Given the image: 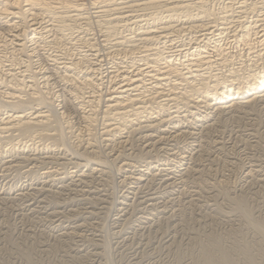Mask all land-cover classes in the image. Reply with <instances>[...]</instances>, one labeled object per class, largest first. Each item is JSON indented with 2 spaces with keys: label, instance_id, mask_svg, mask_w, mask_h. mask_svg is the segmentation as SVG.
<instances>
[{
  "label": "bare ground",
  "instance_id": "bare-ground-1",
  "mask_svg": "<svg viewBox=\"0 0 264 264\" xmlns=\"http://www.w3.org/2000/svg\"><path fill=\"white\" fill-rule=\"evenodd\" d=\"M89 2L93 9L90 14L84 12L85 4L80 3V0H0V25L4 27L0 28V53L11 51L15 56L27 53L31 58L42 54L47 65L53 67L59 83L70 88L81 119V129L78 132L70 125L65 112L55 114L57 105L54 98L57 95L50 86L49 76H43L46 82L42 89L35 87L37 82L35 83L34 75H29L28 79L31 80H26L24 71L22 75L21 72L12 74L6 90L1 88L6 81L1 78L0 110L3 111L0 116L1 160L6 161L7 157L17 158L26 163L29 173L41 160H56L59 164L66 163L69 166L63 172L66 180L78 182L87 178V174L93 176L106 172L109 163L118 164L121 171H126L132 162L128 158L125 159L124 155L123 158L120 150L128 147L129 137L134 134L142 135L145 140L142 142L146 144L143 150L149 154L157 148L164 149L163 146L170 141L182 140L186 134L193 136V132L182 130L183 122L191 120L194 123H203L214 120L227 111L247 109L264 103V0H89ZM94 18L107 38L116 37L111 41L115 47L123 51L124 58L133 59L132 63L136 61L142 63L136 68L133 66L135 69L132 71L126 66L112 72L116 73L115 76L111 75L115 80L119 81L117 78H120L115 84L118 85L119 93L113 97L103 92L102 66L98 63L95 53L82 54L80 58L70 63H60L58 55L50 53L46 48L40 50L41 48L25 44L27 41H37L47 33H52L51 39L46 41L52 47L60 46L59 48L63 47L62 50L68 51L70 50L68 45L72 48L73 45L81 44L94 52L96 43L88 34L91 29L89 21ZM142 22H145L144 25H141ZM226 23L238 24V29L233 30L231 36L234 41L228 43L236 41L241 43L244 48L240 53L233 50L229 44L223 46L217 40H214L215 42L211 40L218 31V35L223 34L221 31L223 28L218 27L219 24ZM132 25H136L138 31L135 32V37L122 36L124 31L132 29ZM182 33L193 38L194 44L201 45L196 46L195 51H184L186 48L175 49L172 47L175 39L173 40L171 34ZM137 42L140 47L142 46L137 51L135 48L124 49L125 45ZM65 51H62L64 55ZM90 58H94L95 61ZM2 62L3 58L0 56V64ZM33 87L35 89L31 90ZM26 88L31 90V99L37 97L43 102L47 99L46 111L39 109L33 111V106L31 109L27 108L22 98ZM101 106L110 114L105 116L107 121L104 127V140L108 150H111L112 158L108 164L107 160L101 158V152H98V147L96 148L91 138V132L97 128V111ZM28 110L31 111L27 112ZM169 123L174 124L172 127L174 131L166 137L167 133L163 127ZM68 133L72 135V141L67 137ZM144 151L142 152L145 153ZM178 158L179 164L185 166L188 163L187 161L184 163L185 156L181 155ZM2 164L4 165L3 162ZM162 165L164 164L151 166L147 163V168L144 167L146 170L139 169L138 172L133 170L137 173L129 174L130 176L127 175L125 178L135 184L144 183L146 178ZM188 169L185 167L180 172L186 173ZM197 171L199 173L198 169ZM59 172L48 169L41 178L50 179L59 175L61 173ZM245 174L248 179L260 175L254 168L247 169ZM230 202L232 208L234 207L243 218L245 228L252 231L258 241L256 240L254 244L247 243L242 231L240 235L243 236L239 238V235L232 247H228L222 237L211 235L201 246V250L198 249L200 254L195 264H264V225L253 221L249 209V212L247 211L248 207H245L246 203L243 205L245 201ZM105 246L108 247V244ZM104 255L106 264H111L108 251H105Z\"/></svg>",
  "mask_w": 264,
  "mask_h": 264
},
{
  "label": "rangeland",
  "instance_id": "rangeland-1",
  "mask_svg": "<svg viewBox=\"0 0 264 264\" xmlns=\"http://www.w3.org/2000/svg\"><path fill=\"white\" fill-rule=\"evenodd\" d=\"M80 3L85 4L84 12H93L89 0H80ZM91 21L88 34L96 43L94 52L81 44L73 45L72 48L66 45L70 49L68 51L62 50L60 46L52 47L46 43L52 33L25 44L40 50L46 48L50 53L58 55L60 63H70L82 54L95 53L102 66L103 92L113 97L119 93L118 85L115 84L120 78H117L119 81L115 80L112 76L116 73L114 75L112 72L126 66L132 71L142 63H132L133 59L124 58L123 51L111 41L116 37L107 38L95 18ZM1 26V29L4 28ZM131 27L122 36L134 38L138 31L136 25ZM218 28H223V34L218 35V31L217 36L214 35L211 40H217L221 45L229 44L240 53L244 48L241 43H228L234 41L231 36L233 30L238 29V24H219ZM171 37L175 39L172 47L177 50L186 48L184 51H195L201 45L194 44L193 38L186 33L171 34ZM141 47L137 42L125 45L124 49L135 48L137 51ZM62 51H65V55ZM12 54L11 51L0 53L3 58L0 79L6 80L1 85L2 90L8 89L7 82L12 74L24 73L26 80H31L28 79L29 75H34L35 83H38L35 87L41 89L46 82L43 76H49L50 86L57 95L54 98L57 105L55 114L65 112L70 125L79 132L80 113L76 109L72 92L67 85L59 83L53 67L47 65L42 54L32 58L27 53L22 56ZM90 59L95 61L94 58ZM31 90L26 88L23 93L25 97H22L27 108L33 106V111H46L47 99L44 102L37 97L31 99ZM256 105L238 109L243 113L238 110L224 112L217 119L203 123L191 120L183 122L182 130L193 132V136L186 134L182 140L170 141L162 145L164 149L157 148L149 154L143 150L146 144L143 143L145 140L142 135L134 134V138L130 136L128 147L120 150L122 156L132 162L124 172L118 164L109 163L112 159L111 150H108L104 140V127L107 121L105 116L110 114L101 106L97 111V128L93 130L95 133L91 132V138L109 167L104 173L93 176L87 174V178L78 182L66 180L63 172L69 166L66 163L59 164L56 160H41L29 173L26 163L17 158L7 157L6 161L0 159V264H106L105 251L109 253L111 264H195L201 246L211 235L222 237L225 245L232 247L234 240L244 231L246 242L256 243L257 237L245 228L243 218L230 202L245 201L243 205L246 203L245 207H248L247 211L249 209L253 221L264 225V103ZM8 111L11 112V109ZM172 127L174 124L171 123L163 127L166 137L174 131ZM71 136L67 134L72 141ZM181 155L185 156L184 163L188 162L185 166L179 164L178 157ZM147 163L151 166L164 165L156 169L154 175L150 174L152 177L149 175L144 183L135 184L125 178L142 169L146 170ZM182 167L189 168V171L182 174ZM249 168H254L260 175L248 179L245 172ZM48 169L61 173L50 179H42L41 175ZM241 236L243 234L239 238ZM107 244L108 247L105 246Z\"/></svg>",
  "mask_w": 264,
  "mask_h": 264
}]
</instances>
